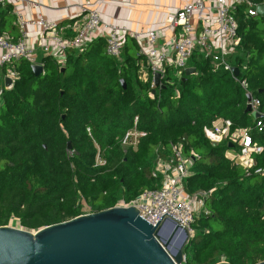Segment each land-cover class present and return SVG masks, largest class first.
<instances>
[{"label": "trees", "instance_id": "16d2710c", "mask_svg": "<svg viewBox=\"0 0 264 264\" xmlns=\"http://www.w3.org/2000/svg\"><path fill=\"white\" fill-rule=\"evenodd\" d=\"M13 18V4L0 5L2 32ZM238 20L235 61L247 66L244 76L264 111V24L242 9ZM43 62L36 75L26 59L16 60L19 78L1 93L0 226L15 219L36 231L121 198L133 200L159 187L155 162L182 141L185 153L195 157L186 193H207L184 264L264 260V117L246 111V91L227 71L196 51L188 63L196 73L178 77L169 66L163 81L172 83L152 88L140 78L145 58L133 38L125 40L120 58L108 55L106 39L99 37L81 52L69 50L64 67L48 56ZM135 117L146 135L137 147L125 148L122 138ZM216 118L231 120V130L251 129L263 146L253 168L235 164L227 142L207 138L205 127ZM98 151L104 163L95 165Z\"/></svg>", "mask_w": 264, "mask_h": 264}, {"label": "built area", "instance_id": "2783aa9c", "mask_svg": "<svg viewBox=\"0 0 264 264\" xmlns=\"http://www.w3.org/2000/svg\"><path fill=\"white\" fill-rule=\"evenodd\" d=\"M11 1L14 3L24 0H0V5ZM105 1L107 0H86L82 3L81 19L70 35L56 20L42 15L27 18L23 13L16 11L20 28L19 37L14 38L0 30V66L6 67L5 75L12 81L4 88H11L19 78V72L14 68L16 60L24 58L31 65L44 66L43 57L48 56L60 67H64L68 51H83L92 41L93 36L102 29L106 30L107 54L120 58L125 43L123 36L128 29L115 21L104 20L100 5ZM29 3L34 7L38 6L36 2L29 1ZM261 4H264V0L186 1L167 16L166 23L173 28L168 49L167 45H159V33L156 29L132 31L131 35L138 43L139 53L145 58V63L139 69L140 78L144 81L150 80L152 88L157 86L155 82L157 73L161 75L160 85L172 83L171 80L163 81L168 67L173 66L177 76L180 77L189 67L188 63L194 52L199 51L211 60L215 69L227 71L244 88L246 95H251L250 100L246 101V105L251 106V115L253 112L264 115L261 100L254 95L248 79L244 76L247 66L245 64L240 66L235 61L241 43L238 13L242 9L247 17L264 18L259 12ZM32 26L39 29L35 47L27 42L28 28ZM235 67L239 68V75L234 74ZM137 121L138 117H135L134 127L122 138V145L125 148L137 147L140 137L146 135V132L137 129ZM231 126V120L216 118L211 126L205 127V134L212 143L233 144L227 151L229 158L235 164L249 170L255 166V155L262 152L263 146L253 138L250 128L231 130ZM257 126L262 130V121L258 120ZM87 130L90 133V129ZM170 151L168 156L157 158L152 171L153 177L160 178L159 187L144 189L130 201L121 198L114 206H135L140 216L154 225L163 216L159 224L164 231H172L169 220H175L189 231L191 237L194 232L192 225L198 212L204 207L207 193L201 191L192 195L186 193L185 182L191 174L193 155L185 153L182 141L172 143ZM72 153L73 151L70 150V154ZM103 163L104 160L98 151L95 165ZM260 171L262 169L256 170V172Z\"/></svg>", "mask_w": 264, "mask_h": 264}, {"label": "water", "instance_id": "95a60500", "mask_svg": "<svg viewBox=\"0 0 264 264\" xmlns=\"http://www.w3.org/2000/svg\"><path fill=\"white\" fill-rule=\"evenodd\" d=\"M259 12L264 16V4L259 6ZM31 66L36 75L44 71L42 65ZM184 72L191 75L196 68L189 66ZM234 74L239 75L238 67ZM155 82L160 85V73L155 75ZM11 83L6 77V84ZM246 96L250 100L251 95ZM245 109L250 112V104ZM252 115L264 116L259 112ZM159 221L150 223L135 206H111L36 231L1 225L0 264H183L189 231L170 219L172 231L167 234ZM255 264H264V260Z\"/></svg>", "mask_w": 264, "mask_h": 264}, {"label": "crops", "instance_id": "0c3cea01", "mask_svg": "<svg viewBox=\"0 0 264 264\" xmlns=\"http://www.w3.org/2000/svg\"><path fill=\"white\" fill-rule=\"evenodd\" d=\"M29 1L38 3L37 7ZM86 0H24L12 2L14 18L6 24L5 31L14 38L19 37L20 28L16 17V11L23 13L27 18L45 16L56 20L65 28L67 34H73L76 23L81 19V5ZM94 1V0H91ZM190 0H107L100 5L104 20L115 21L121 26L127 27L123 38L132 39L131 32L139 29H156L159 33V45H167L173 35V28L166 23L167 16L180 7L184 2ZM105 29L93 36V39L105 38ZM39 29L36 26L28 28L27 42L36 46V37ZM134 39V38H133ZM135 40V39H134ZM7 69L0 66V93L6 84Z\"/></svg>", "mask_w": 264, "mask_h": 264}, {"label": "rangeland", "instance_id": "374dc122", "mask_svg": "<svg viewBox=\"0 0 264 264\" xmlns=\"http://www.w3.org/2000/svg\"><path fill=\"white\" fill-rule=\"evenodd\" d=\"M258 18H260V26L261 25H263L264 24V21H263V19L261 18V17H258ZM262 19V20H261ZM88 205H85V211H88ZM10 225L11 226H14V227H19V228H21V226L19 225V222L17 221V220H15V219H13L12 221H11V223H10ZM166 233L167 234H171V232H169V231H166ZM178 238H179V240L181 239V236H178Z\"/></svg>", "mask_w": 264, "mask_h": 264}]
</instances>
